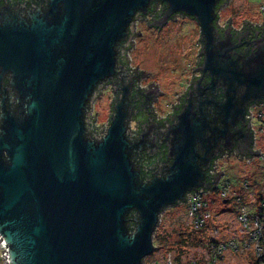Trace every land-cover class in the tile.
I'll return each instance as SVG.
<instances>
[{
  "label": "water",
  "instance_id": "1",
  "mask_svg": "<svg viewBox=\"0 0 264 264\" xmlns=\"http://www.w3.org/2000/svg\"><path fill=\"white\" fill-rule=\"evenodd\" d=\"M152 1L0 3L3 264H140L154 250L163 209L187 192L206 190L219 126L227 132L243 121L250 103L264 102V44L240 66V57L228 53L229 31L216 39L220 0H160L165 10L158 25L174 13L196 20L200 69L225 93L210 112L206 102L194 107L189 98L175 120L157 130L171 162L143 177L135 154L151 152L154 141L145 134L128 139L131 81H123L127 73L117 55L135 16ZM115 76L121 83L104 131L92 125L89 111L100 84Z\"/></svg>",
  "mask_w": 264,
  "mask_h": 264
},
{
  "label": "rangeland",
  "instance_id": "2",
  "mask_svg": "<svg viewBox=\"0 0 264 264\" xmlns=\"http://www.w3.org/2000/svg\"><path fill=\"white\" fill-rule=\"evenodd\" d=\"M220 15L221 21L229 16H233L236 22L244 18L263 21L264 0H228L227 5L220 10ZM137 32L139 35L134 34L127 53L129 64L132 70L136 67V70H143L147 75L142 84L153 83L161 92L154 102L155 110L168 111L191 72L198 47L199 27L192 19L178 16L159 30H148L138 21L134 23V33ZM99 90L98 96L91 101L90 109V116L94 117L97 127L107 124L112 100L110 85L103 84ZM220 168L224 170L222 179L232 182L244 174L252 177L246 171L248 168L233 156L229 161L221 160ZM257 180L255 185L261 186L264 172L258 175ZM205 199L209 202L211 219L206 221V226H209L201 230L192 226L187 203L180 202L164 208L152 236L154 250L140 264H165L168 257L181 264H189L192 260L203 263L208 258L207 254L209 256L207 244L209 239H213L212 235H216L214 230L217 229V237L221 236L225 240L246 236L237 220V206L233 198L224 203L219 192L211 190ZM248 254L249 250L236 253L228 249L218 264H249L252 259Z\"/></svg>",
  "mask_w": 264,
  "mask_h": 264
},
{
  "label": "flooded vegetation",
  "instance_id": "3",
  "mask_svg": "<svg viewBox=\"0 0 264 264\" xmlns=\"http://www.w3.org/2000/svg\"><path fill=\"white\" fill-rule=\"evenodd\" d=\"M2 1L3 0H0V3H2ZM7 1L11 7H15L16 5L22 3H24V7H29L32 4L43 3V0ZM227 3L228 0H220L216 6L217 15L214 20V31L216 33V39H223L226 36V30L229 31L230 39L228 42V53L233 59H235L237 56L240 57L241 59L238 58V64L241 66L243 65L241 60L255 53L259 46L264 44V20L252 21L248 18H244L239 22H236V19L233 16H229L228 18L221 21L220 10L225 7ZM24 7H21V9ZM164 10V2L160 0L152 1L145 14L137 13L135 19L130 25V35L128 39L118 46L117 59L122 64V71L127 73V75L123 78V81H131L129 96L131 99L130 104L132 107V113L128 121V139L133 141L145 134L146 137H148L145 140L152 138L154 141L150 148L151 152L146 151V149H142L140 150L139 154H135L134 164L138 167L143 177L149 176L154 170H156L157 167L171 162V158L167 157L166 155L165 143L163 141H158L157 139V137L160 138L157 130L163 128L165 124L173 122L176 118V115L184 106V104L188 102L189 98L193 102L194 107H197L200 102H206L205 109L207 112H210L215 110L213 104L223 99L225 93L224 88L218 81L212 80L206 72L200 69L203 60V54L201 53L203 42L199 36L200 27L196 20L193 17L184 15L182 13H174L170 15L163 23L158 25ZM178 16L188 17L198 25V47L195 61L191 64V72L189 74L188 80L185 82L182 90L176 96L175 101L171 104L170 110L160 112L154 108V102L157 96L160 94V91L153 83L142 84L143 79H145L147 75L142 70L133 71L131 65L129 64L127 53L132 46L131 39L134 36V32L132 31L131 27L134 23L139 21L145 27H147L148 30H159L169 21L177 19ZM141 76H143V78ZM120 83L121 80L115 76L113 79L103 81L100 84V86L103 84L110 85L112 92L110 113L107 118V124L110 121L112 104L115 100H117V95L119 93L118 89L116 88L119 87ZM196 89L198 92H195ZM235 97L237 98V96ZM208 101L209 103L207 104ZM256 102L259 101H254L249 105ZM245 114L243 116V121H238L234 126L230 127L227 132H221V126H219L218 132L214 134V138L217 139V145L212 147L209 153H215L216 155L214 154L212 158H209L207 161L205 173L207 175V181L209 184L205 189H211V187H214L218 181H222L224 170L220 168V162L221 160L229 161L231 156L235 157L246 168H248L246 171L252 175L250 178L245 174L243 175L245 177L238 176V180L244 178H248L250 180L253 178L254 180V177H258L259 174L263 173L262 165L258 161L252 159L249 162H245L246 158L253 157L255 154L253 149V146H255L254 136L250 129V124L245 118ZM91 122L92 125L95 124L94 117L92 116ZM152 123H155L156 127H154ZM216 123V120L212 121V124ZM89 127L90 125L88 124L87 128ZM206 156L208 155L206 154ZM250 193L253 194L252 191ZM186 196L187 193L185 195V199ZM185 199L183 201H178L177 203L184 202Z\"/></svg>",
  "mask_w": 264,
  "mask_h": 264
},
{
  "label": "built area",
  "instance_id": "4",
  "mask_svg": "<svg viewBox=\"0 0 264 264\" xmlns=\"http://www.w3.org/2000/svg\"><path fill=\"white\" fill-rule=\"evenodd\" d=\"M247 112L249 113L245 114V118H248L250 129L254 136L255 146H253V149H257L258 154L246 158L245 162H249L252 159L258 161L262 165V172H264V102L260 101L257 104L253 103L249 105ZM94 126L97 127L96 124ZM102 127L105 131L107 124ZM254 179H256L254 180L255 185L258 180L257 177H254ZM260 183L261 187L252 185V182L248 178L233 182L228 179H222L211 189L202 190L203 188L200 187L196 191L193 190V193L187 192L184 202L188 205V214L194 229L201 230L209 226H206V221L211 219V212L209 202L205 197L211 194V190H214L215 192H219V196L223 202H228L230 198H233L234 205L237 206V220L240 223V227L246 232L245 237H229L228 240H225L221 236L217 237V229L214 230L216 231V235H212L213 239H209L208 241L209 256L207 254L208 258L206 257L207 260L203 261L204 264H218V262L223 260L224 251L228 249L236 253L249 250L248 256L252 261L264 257V181ZM251 191L254 195L250 193ZM173 261V259L168 257L165 264H181L180 262ZM203 263L198 262V260H192L189 264ZM153 264L159 263L153 262ZM258 264H264V260Z\"/></svg>",
  "mask_w": 264,
  "mask_h": 264
},
{
  "label": "trees",
  "instance_id": "5",
  "mask_svg": "<svg viewBox=\"0 0 264 264\" xmlns=\"http://www.w3.org/2000/svg\"><path fill=\"white\" fill-rule=\"evenodd\" d=\"M251 182H253V178L252 180H250ZM208 182V181H207ZM209 184V183H208ZM131 215L130 214H127V218H128V221H127V224L130 225L131 224V219H130ZM155 235V233H154ZM159 239V237L157 236V240ZM264 260V257H262L261 259H254V261H250L249 264H258L260 261ZM0 264H3V257H2V252H1V249H0Z\"/></svg>",
  "mask_w": 264,
  "mask_h": 264
}]
</instances>
